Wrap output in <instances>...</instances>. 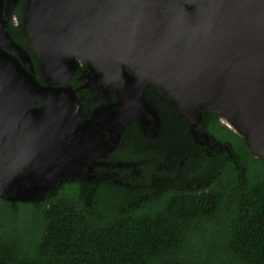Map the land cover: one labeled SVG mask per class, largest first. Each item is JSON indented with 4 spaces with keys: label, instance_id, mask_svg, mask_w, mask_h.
I'll return each instance as SVG.
<instances>
[{
    "label": "water",
    "instance_id": "95a60500",
    "mask_svg": "<svg viewBox=\"0 0 264 264\" xmlns=\"http://www.w3.org/2000/svg\"><path fill=\"white\" fill-rule=\"evenodd\" d=\"M27 14L41 71L60 87H45L44 106L25 113L6 96L30 79L0 50V199L42 202L90 169L77 110L59 97L75 55L111 73L125 63L185 114L208 108L264 159V0H29Z\"/></svg>",
    "mask_w": 264,
    "mask_h": 264
},
{
    "label": "trees",
    "instance_id": "16d2710c",
    "mask_svg": "<svg viewBox=\"0 0 264 264\" xmlns=\"http://www.w3.org/2000/svg\"><path fill=\"white\" fill-rule=\"evenodd\" d=\"M207 131L231 149L207 192H171L120 210L97 187L89 205L64 182L42 202L0 199V264H264V159L215 115ZM122 207V206H121Z\"/></svg>",
    "mask_w": 264,
    "mask_h": 264
},
{
    "label": "flooded vegetation",
    "instance_id": "af4514ba",
    "mask_svg": "<svg viewBox=\"0 0 264 264\" xmlns=\"http://www.w3.org/2000/svg\"><path fill=\"white\" fill-rule=\"evenodd\" d=\"M28 1L11 6L12 0H2L0 6V50L32 81L24 78L22 94L10 92L6 98L26 104L25 113L44 106L45 87H60L41 71L27 37ZM73 58L77 67L63 86L70 91L59 97L77 110L74 136L84 139L88 154L95 156L90 169L71 181L86 191L87 205L99 186L122 197L121 211L171 192L200 195L220 174L222 157L233 161L231 149L207 131L208 115L217 117L208 108L185 114L158 82L142 83L139 71L125 63L111 73L91 59ZM4 100L0 96V103ZM217 123L224 126L218 117Z\"/></svg>",
    "mask_w": 264,
    "mask_h": 264
},
{
    "label": "rangeland",
    "instance_id": "374dc122",
    "mask_svg": "<svg viewBox=\"0 0 264 264\" xmlns=\"http://www.w3.org/2000/svg\"><path fill=\"white\" fill-rule=\"evenodd\" d=\"M82 191H83V190H82ZM83 192H84V194H85L86 191H83Z\"/></svg>",
    "mask_w": 264,
    "mask_h": 264
}]
</instances>
